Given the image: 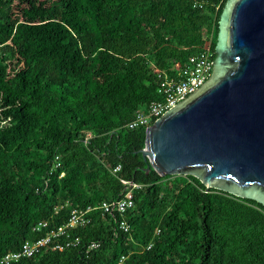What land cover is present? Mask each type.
<instances>
[{"label": "trees", "instance_id": "trees-1", "mask_svg": "<svg viewBox=\"0 0 264 264\" xmlns=\"http://www.w3.org/2000/svg\"><path fill=\"white\" fill-rule=\"evenodd\" d=\"M227 1L0 0V259L98 206L70 230L75 245L55 238L10 264H264V205L160 175L146 127L126 126L161 98L155 67L175 69L208 34L215 58ZM121 179L140 184L129 232L99 207Z\"/></svg>", "mask_w": 264, "mask_h": 264}, {"label": "water", "instance_id": "water-1", "mask_svg": "<svg viewBox=\"0 0 264 264\" xmlns=\"http://www.w3.org/2000/svg\"><path fill=\"white\" fill-rule=\"evenodd\" d=\"M215 54L204 83L146 127L141 152L160 175L264 205V0L227 1Z\"/></svg>", "mask_w": 264, "mask_h": 264}, {"label": "built area", "instance_id": "built-area-1", "mask_svg": "<svg viewBox=\"0 0 264 264\" xmlns=\"http://www.w3.org/2000/svg\"><path fill=\"white\" fill-rule=\"evenodd\" d=\"M194 6L202 7L203 4L196 1ZM212 35L208 34L205 37V43L201 50L195 54H191L184 63H177L175 69L165 70L154 68V73L158 80V93L161 95L160 100L152 101L147 107L139 109L135 116L126 126L130 129L139 127H147L151 125L168 107L177 105L182 99L193 89L204 83V79L213 67V50H212ZM55 168L61 166L60 157L56 156ZM121 169L118 164L113 168L116 173ZM126 189L121 198L115 201H103L99 207L104 212L112 213L119 212L123 217L118 221L119 228L125 232L130 231V224L125 218V213L134 205V189L140 187V184L131 180L121 179ZM98 208V206H88L86 209H73L70 219L67 224L60 226L57 230H53L48 236L36 241H26L18 251L6 253L1 259L0 264H10L12 261H17L21 257L33 256L38 253L44 246L51 243L55 238L65 237L64 242L58 241L55 247L63 249L64 247L76 244L79 238L71 237L70 230L78 225H85L90 221L88 214ZM46 223H42L45 225ZM98 243H93L91 248L97 247ZM150 244L148 248L151 246ZM128 256L122 255L119 264H130L127 261Z\"/></svg>", "mask_w": 264, "mask_h": 264}]
</instances>
